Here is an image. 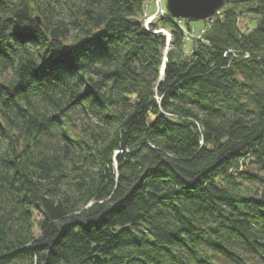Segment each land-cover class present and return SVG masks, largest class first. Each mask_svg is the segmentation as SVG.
Listing matches in <instances>:
<instances>
[{
    "label": "trees",
    "instance_id": "16d2710c",
    "mask_svg": "<svg viewBox=\"0 0 264 264\" xmlns=\"http://www.w3.org/2000/svg\"><path fill=\"white\" fill-rule=\"evenodd\" d=\"M152 1L0 0V264H264V0Z\"/></svg>",
    "mask_w": 264,
    "mask_h": 264
},
{
    "label": "water",
    "instance_id": "95a60500",
    "mask_svg": "<svg viewBox=\"0 0 264 264\" xmlns=\"http://www.w3.org/2000/svg\"><path fill=\"white\" fill-rule=\"evenodd\" d=\"M227 0H166L170 17L188 22L205 21L221 10ZM245 1V0H240ZM163 70V69H162Z\"/></svg>",
    "mask_w": 264,
    "mask_h": 264
},
{
    "label": "built area",
    "instance_id": "2783aa9c",
    "mask_svg": "<svg viewBox=\"0 0 264 264\" xmlns=\"http://www.w3.org/2000/svg\"><path fill=\"white\" fill-rule=\"evenodd\" d=\"M153 2H155V4H156V10H155V13H154V15H151V16H149V17H147L146 19H145V21H144V26L148 29L149 28V26H148V24L150 23V20L151 19H154V17L156 16V15H163L164 13H166V11H165V9H164V7L162 6V0H154ZM219 11H217L216 13H218ZM215 13V14H216ZM214 14V15H215ZM213 15V16H214ZM158 16V17H159ZM213 16H211V17H213ZM210 17V18H211ZM209 18V19H210ZM208 20V19H207ZM147 23V24H146ZM156 32H163V33H166V31L164 30V29H157L156 30Z\"/></svg>",
    "mask_w": 264,
    "mask_h": 264
},
{
    "label": "rangeland",
    "instance_id": "374dc122",
    "mask_svg": "<svg viewBox=\"0 0 264 264\" xmlns=\"http://www.w3.org/2000/svg\"><path fill=\"white\" fill-rule=\"evenodd\" d=\"M153 1H154V0H153ZM153 1L150 3V7H149V10L147 11V15H146L145 19H146L147 17L151 16V15H154V13H155V10H156V7H157V6H156L155 2H153ZM165 5H166V0H162V6H163L164 8H165ZM158 16H159V15H156V16L154 17V19H151V20H150V23L148 24V26H150L151 22L154 21L156 18H158ZM249 18H250V17H249ZM245 20H246V19H244V23H242L241 26H240L242 29H244V27H246V24H245L246 22H245ZM246 21H247V20H246ZM197 23H198V22H197ZM146 24H147V23H146ZM250 27H252V28L255 27V21H254V20L251 22V26H250ZM252 28H251V29H252Z\"/></svg>",
    "mask_w": 264,
    "mask_h": 264
}]
</instances>
